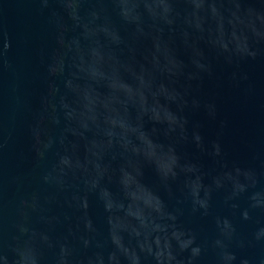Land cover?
Returning <instances> with one entry per match:
<instances>
[{
	"label": "water",
	"instance_id": "water-1",
	"mask_svg": "<svg viewBox=\"0 0 264 264\" xmlns=\"http://www.w3.org/2000/svg\"><path fill=\"white\" fill-rule=\"evenodd\" d=\"M0 264H264V0H0Z\"/></svg>",
	"mask_w": 264,
	"mask_h": 264
}]
</instances>
